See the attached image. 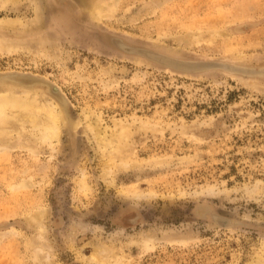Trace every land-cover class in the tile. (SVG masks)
Segmentation results:
<instances>
[{"label":"rangeland","instance_id":"1","mask_svg":"<svg viewBox=\"0 0 264 264\" xmlns=\"http://www.w3.org/2000/svg\"><path fill=\"white\" fill-rule=\"evenodd\" d=\"M30 1L0 6V39L30 46L0 50V74L53 83L69 119L59 140L3 137L29 144L0 150V264H96L98 243L118 264H264V0H120L100 20ZM34 1L42 22L7 27Z\"/></svg>","mask_w":264,"mask_h":264},{"label":"bare ground","instance_id":"2","mask_svg":"<svg viewBox=\"0 0 264 264\" xmlns=\"http://www.w3.org/2000/svg\"><path fill=\"white\" fill-rule=\"evenodd\" d=\"M19 1L20 0H0V6H1V8H4V7H7L10 3L15 4V3H18ZM37 1H39V0H37ZM119 1L120 0H111V1L87 0V4H86L85 1L83 0L84 4H86L85 8L87 10V13H89V15L91 17H93V19L97 18L99 20H100V18L101 19L104 18L106 15L112 14L116 4L119 3ZM41 3L42 2H40V4H39L38 2L34 1L35 5L34 4L33 5H34L35 13H34V17L32 19H30V20L27 19L25 22L21 18L6 19V20H4L5 22H7L5 24H7V27H8V25H10L12 27L13 26L17 27V26H20L21 24L25 25V24H32V23L36 24V23H38L40 21V19H44L43 17L46 16V14L45 15L43 14L44 16L41 15L42 11H44V9L41 8ZM45 4H47V3H45ZM29 5H31V4H29ZM42 6H45V5H42ZM45 7H47V5ZM40 22H42V21H40ZM3 24H4V22H3ZM13 40H15V39H13ZM18 41L12 42L11 40L0 39V50H1V52H6V51L12 52L13 50L20 49V48L21 49L30 48V46H27V45H25L21 42H18ZM26 42H27L26 44H28V41H26ZM41 47H43V46H41ZM43 48L45 49V47H43ZM57 49H55V50H57ZM57 52H58V50H57ZM53 54H55V52ZM53 54L51 57L55 56ZM57 54L55 57H57ZM47 55H48V53H47ZM15 70H17V69H15ZM2 73H4V72H2ZM29 75H33V74H29ZM29 77L30 76H28L27 74L26 75L15 74V73L0 74V150H4L6 147H11V146L13 147L16 145L27 146V144H29V143L24 142L22 140L15 142L12 140L5 141L3 139V137H5V136L7 138H11L13 136V132L17 130V127L18 126H24L26 122H30L33 125L34 129L36 130L35 136L42 141H49L52 139L59 140L60 135H61V128H62L63 124H68L69 116H68V114L64 108L65 107L64 99L60 95L58 90H56V88H54L52 86L53 83L51 85L47 81H45L44 79L36 80L37 77H35V78L34 77L29 78ZM39 77H41V76L39 75ZM40 99L44 100V102L41 101ZM66 106H68V104ZM69 108L67 110H69ZM71 113H72V111H71ZM70 116H72V115H70ZM72 117H74V116H72ZM93 124L94 123L91 124L90 120H89L87 127L89 129L93 128L92 132L94 133V137L97 140V144H99V147H101L100 150L103 151L102 152L103 155L105 154V157H106L107 153L110 156H113V153H114V155H116L115 154L116 150L120 149L121 140L119 141L117 138H115L116 136H114V133H112L111 135H108L100 127H97V126L90 127ZM121 126H122V124H121ZM123 126H125V125H123ZM110 159H111V157H110ZM131 162H132L131 164H133V161H131ZM131 164H129V165H131ZM134 164H136V163H134ZM113 166H111V168ZM106 168H107V165H106ZM28 169H29V167H28ZM110 173H112V172H110ZM23 183L25 185H28V181H24ZM31 184H29V186ZM87 186L88 185L85 182V176H84L81 179L80 188L82 190H88L89 188ZM14 188H15V186H14ZM133 191H135V190L133 189ZM204 206H203V208H204ZM199 210H201V209H199ZM199 210H197V211H199ZM205 210H206V208H204V211ZM206 211H208V209ZM30 219L33 222L36 221L40 225V228L42 229V231L46 232L44 224H43V221L45 219V211H40L37 214L30 216ZM219 220H220V217H219ZM76 226L77 225L73 224L72 230L75 231ZM79 226L83 227L82 224H80ZM219 227H221V226H219ZM170 238H171L170 240L178 239L176 237H170ZM157 240H158V238L156 237L155 233L147 231V232H144L142 234V238H140L138 243H140L145 249H150V248L155 246V244L157 243ZM36 245L38 246V244H36ZM110 253H111V250H110V248H108L105 245V243H98L95 245V251L93 252V254L90 257L87 258V260H89L90 262L96 263V264H118L117 261L115 260V258L111 257ZM49 258H51V257H49ZM261 262H262L261 260H258L255 264H261ZM47 264H50V262ZM51 264H53V263H51Z\"/></svg>","mask_w":264,"mask_h":264}]
</instances>
